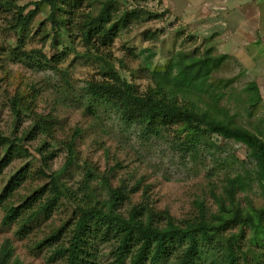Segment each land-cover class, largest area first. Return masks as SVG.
I'll return each instance as SVG.
<instances>
[{
  "label": "rangeland",
  "instance_id": "1",
  "mask_svg": "<svg viewBox=\"0 0 264 264\" xmlns=\"http://www.w3.org/2000/svg\"><path fill=\"white\" fill-rule=\"evenodd\" d=\"M11 1L26 7L25 14L39 0ZM109 1L112 22L117 23L116 35L105 46L97 39L91 45L85 44L78 21L87 14L95 16ZM72 2L67 0L61 5L66 9L64 26L56 30L51 29L49 8L41 6L19 47V52L27 57L38 56L39 61L44 56L51 60L42 66L19 56L15 50L19 46L17 36L8 26L13 13L0 12V135L21 138L26 151L2 171L0 193L22 172L21 184L10 199L18 206L48 184L49 179L40 171L52 174L66 168L60 181L76 200L89 195L86 188L92 189L97 199H105L107 192L101 178L108 177L113 187L123 186L129 191L124 210L143 203L156 211L168 212L179 224L198 216L197 203L204 206L207 214L216 213V198H225L227 179L240 176L246 183L244 191L236 192L240 207L249 211L264 208V191L253 181L252 152L243 144L214 136L211 150L199 149L195 157L183 154L174 143L177 140L172 130L156 137L124 123L107 107L92 105L89 112L85 91L89 81L107 79L109 68L144 93L156 87L154 73H164L171 59L208 58L216 61V66L204 90L178 93V101L210 111L218 118L233 117L235 125L264 141V84L256 80L264 73L260 63L264 62V22L262 29H254L258 22L246 28L249 17L233 6L237 0H77L78 8L68 11ZM238 2L262 3L259 6L264 11V0ZM256 18L260 21L264 16ZM256 82L263 87L262 92L259 89L262 101L255 90H248ZM16 94L23 95L34 114L51 123L49 136L26 139L33 119L25 114L16 124L10 107ZM254 95L258 99L253 98L250 103V96ZM72 139L75 159L66 166L64 145ZM6 150L7 147L0 148V162ZM46 153L53 155L47 166L42 159ZM89 170L93 171L92 176L86 178ZM72 202L61 200L51 215L40 216L25 236L18 234L20 220L3 224L2 202L0 249L8 242L13 249L11 262L17 261L15 264H64L52 259L50 248H38L37 243L67 227L74 214ZM238 231L239 227H232L224 238H237ZM249 239L246 228L239 243L240 254L246 253L247 261L242 259L240 263L258 264L255 254L261 260L264 252ZM109 250L107 246L99 248L96 264H111Z\"/></svg>",
  "mask_w": 264,
  "mask_h": 264
},
{
  "label": "trees",
  "instance_id": "2",
  "mask_svg": "<svg viewBox=\"0 0 264 264\" xmlns=\"http://www.w3.org/2000/svg\"><path fill=\"white\" fill-rule=\"evenodd\" d=\"M66 1L39 0L33 3L34 9L24 14L26 7H18L11 0H0V12L13 13L8 26L17 36L19 46L15 50L19 56L27 57L19 52V47L24 43L28 28L41 6L49 8L51 29L56 30L64 26L66 9L63 10L61 5ZM111 4V1L107 2L95 16L87 14L78 21L77 28L85 44L91 45L97 39L105 46L116 35L117 23L112 22ZM78 6L77 0H73L68 11ZM37 57L27 58L40 66L51 61L44 56L38 61ZM215 66L216 61L208 58L189 61L171 59L164 73H154L156 87L144 93H139L117 72L106 68L108 80L89 81L85 87L90 101L88 111L92 112L94 106L107 107L115 111L124 123L136 125L143 133L156 137L172 130L176 135L177 142L174 143L177 149L192 157L198 154L199 149L211 150L215 146L214 136L243 144L252 152L250 157L255 163L253 181L264 191V141L235 125L233 117L226 115L218 118L210 111L181 104L176 98L178 93L203 91ZM248 90L253 92L255 88L251 85ZM250 97V103L253 98L258 99L255 95ZM10 107L16 124L22 115H32L33 126L27 138L25 135L26 139L35 135L49 136L51 123L46 117L34 114L23 95L16 94ZM22 141L21 138L0 135V148L7 147L0 162V175L14 159L26 154ZM64 146L66 166H69L75 159L74 140ZM52 158L50 153L42 155L43 164L47 166ZM65 170L63 168L52 174L40 171L49 179L48 184L18 206H14L10 199L21 184L22 172L17 173L0 193V204L3 202L5 213L3 224L10 225L20 220L18 234L22 236L31 230L40 216L48 218L61 200H73L74 214L67 227L58 229L37 243L38 248H50L52 259L62 260L64 264H96L102 246L110 248L111 264H241L242 259L247 261L246 253L240 254L242 248L239 243L246 228L250 233L249 243L264 252V208L249 211L241 208L235 198L238 190H245L243 177L227 179L225 198H216V213L207 214L204 206L197 203L198 216L177 224L168 212L156 211L143 203L124 210V203L130 199L129 191L123 186L113 187L108 177L101 178L107 192L105 199H97L94 191L86 188L89 195L76 200L60 181ZM92 172L89 170L86 178L91 177ZM235 226L239 227L238 237L224 238V233ZM12 256L13 249L5 242L0 249V264L17 263L11 262ZM255 258L258 264L260 261L264 264L263 256L260 260L259 254H255Z\"/></svg>",
  "mask_w": 264,
  "mask_h": 264
},
{
  "label": "crops",
  "instance_id": "3",
  "mask_svg": "<svg viewBox=\"0 0 264 264\" xmlns=\"http://www.w3.org/2000/svg\"><path fill=\"white\" fill-rule=\"evenodd\" d=\"M259 1V0H258ZM262 0H260V2H261ZM259 4H262V3H257V5H255L254 3H253V5H250V2L248 3V2H246V3H240V2H238V0H237V2H235L234 4H233V6H235L236 8H240V9H238V12L241 14V15H246V17L248 16L249 18H247L246 19V28H249V27H251V23H253V24H256L257 22V24L254 26L255 28V30L256 29H259V28H261L262 29V24H263V22H264V18L263 19H259L260 21H257L258 19L256 18V17H260L261 18V16H264V14H263V10L261 11V9L263 8H261L260 6H259ZM250 6H252V7H250ZM245 11H244V10ZM243 12L245 13V14H243ZM255 33V32H254ZM256 34V33H255ZM257 35H261L259 32L257 33ZM256 35V36H257ZM262 36H263V38H264V33H262ZM256 39H257V37H256ZM260 63H262V65H263V72H264V62L262 61V62H260ZM263 76L261 77V76H256V80H261V82L264 84V73L262 74ZM264 86V85H263ZM253 87L255 88V91L257 92V94H258V96H259V98H260V101H262L261 100V97H260V93H259V89H260V91L262 92V90L261 89H263V87L262 88H260V83H254L253 84ZM262 94H264V91L262 92Z\"/></svg>",
  "mask_w": 264,
  "mask_h": 264
}]
</instances>
